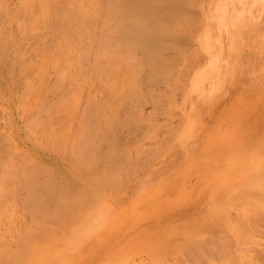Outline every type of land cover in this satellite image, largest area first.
Here are the masks:
<instances>
[{"label":"bare ground","instance_id":"bare-ground-1","mask_svg":"<svg viewBox=\"0 0 264 264\" xmlns=\"http://www.w3.org/2000/svg\"><path fill=\"white\" fill-rule=\"evenodd\" d=\"M189 1L102 0V5L98 0H20L12 8L0 0L3 18L10 21L11 25L14 22L16 27H22L21 30L18 28L19 40L12 41L11 33L0 26V73L4 74L8 83H11L14 66L21 69L17 70H20L19 74L21 71L32 74V82L29 80L31 74L23 78L24 91H18L20 96L17 95V98H21L19 102L17 100L19 107L24 106L30 111L33 109L38 114L29 117L28 122L25 121L26 133L34 142L45 145L49 151L59 155V159L55 158L54 162L43 164L28 150H19L11 131L3 135L4 138L2 136V140L6 139L9 145L10 152H7L10 155L0 161V264H114L120 255L138 251L146 252L148 257L154 255L153 252L170 253L175 256L172 258L177 264H212L206 253L208 250L202 249L193 236L197 225L205 229L212 228V221L217 216L221 217L217 225L221 240L237 244L239 228L220 210L225 203L240 204V210H244L250 198H254L253 201L257 203L262 202L263 194L252 183L241 186L237 193L240 196L238 199L236 193L234 197V193L231 194L226 187L219 186L218 190L208 191L211 181L189 189L184 186L181 188L180 183L177 186L159 187L152 196L145 199L139 197L142 193L139 185L133 190L135 197L131 199L122 201L119 193V190L128 186L129 177L135 174L134 168L137 170L144 167L158 153L155 147L147 151L146 157H141L143 144L140 138H154L157 123L144 119L139 113L131 116L138 103H142L138 74L143 67L148 69L151 73L149 75H157L159 71L169 72L168 68L165 70V64L169 66L171 63L162 64L164 70L158 63L164 62L166 54L171 55L167 51L176 49L177 53L179 50L178 42L183 35L181 25L189 20L181 13V5L189 4ZM20 15L26 17L24 21ZM100 17L105 23L114 20V25L113 28L103 27L102 35L92 49L93 61L88 74H95L90 75L92 78H80L79 73L88 67L86 65L84 68L85 64L81 62L84 59H79L81 51L85 54L84 49H87L84 46L86 42L83 45L82 42L91 36L90 27ZM27 37L42 43L40 47L41 44L35 46L32 39L33 44L30 45H34V59L28 58L25 55L27 50L22 49V42ZM200 38L198 34L197 39L201 44ZM4 39L7 43H15V60L6 56V52L12 56L13 51H7ZM77 47L83 48L79 56V53H74ZM137 52L141 53L140 57H137ZM46 64H51L57 70L54 71L57 72L54 82L47 81ZM73 72H78L79 78ZM160 73L158 75L164 76V73ZM156 75L154 78L150 76L153 78L150 82L163 78L157 79ZM94 78L103 80L100 87L105 91L100 93V89L101 96H88L86 101L91 106L82 108L84 111L79 116L81 118H78L77 129L71 127L74 134L69 133V121L76 117V107L81 98L77 93L80 89L76 86L80 87L79 81L90 83ZM172 88L168 92H172ZM171 92L167 95H171ZM124 103L127 107L130 105L131 108H128L132 111L126 119H121L117 111ZM91 107L94 111L90 110ZM135 110L138 111V108ZM128 116L132 119H128ZM57 121L61 123L59 128L54 125ZM73 122L77 123L76 118ZM73 122L70 124L75 126ZM134 125L145 128L141 137L130 134L133 137L127 138L126 135L122 140L119 139L123 127L128 126L130 133L131 129H135ZM67 144L70 145L69 150L63 151ZM239 150L225 167L227 179L233 175V163H236L241 175L239 177L242 178L257 160L259 165H264V145L259 140L250 141ZM18 156L25 160L24 163H19ZM129 166L133 169L129 170ZM126 170L129 172L125 174ZM120 171L124 172L125 177L129 176L126 179L123 177V182L120 181L123 175ZM55 180L59 188L54 186L53 190ZM20 188L23 194L19 193ZM198 189L203 193L199 198L201 207L197 213L187 209L186 203L195 196ZM74 195L81 198L80 208L70 203L69 198ZM17 201L24 203L23 209L27 208L28 217L32 218L31 221L28 218L30 222L22 220ZM174 203H179L181 208L173 209ZM170 217L175 221L173 228L167 223ZM230 244H224V248L218 252L225 264H248L246 249L236 245L232 248ZM181 253L186 255L187 258H184L187 261L180 257ZM148 261L149 264L153 262L149 258Z\"/></svg>","mask_w":264,"mask_h":264},{"label":"rangeland","instance_id":"rangeland-1","mask_svg":"<svg viewBox=\"0 0 264 264\" xmlns=\"http://www.w3.org/2000/svg\"><path fill=\"white\" fill-rule=\"evenodd\" d=\"M1 2L15 8L20 0H1ZM98 2L103 3L102 0H98ZM181 6V13L189 20L187 21L188 23L185 22V24L181 25L183 35L180 37L181 39L179 38L180 42H178L180 44L178 47L179 52L177 51L176 53V49L167 51L166 53H170L171 55L168 56L165 53L164 62L159 61L158 63L161 67L165 62L171 63L169 64L170 67L168 64H165V66L167 65L165 70L168 68L170 73L167 71L168 74L164 73V67H162L163 70L161 71H163L164 76L158 75L160 71L157 75H154H156L155 78L157 79L166 76V78H162L165 81L163 82L161 79V83L158 80V83L154 81L152 83L150 80L154 78V75H149L148 69L143 67L138 74L139 94L141 99L143 97L142 100L140 99L142 103L139 101L140 103L135 108H138V111L134 109L136 112H133L134 110H130L128 108L130 105L127 107L126 103L123 104L124 106L121 105L122 108L118 107L117 113L120 118L126 119L127 115L132 111L131 116L132 114L135 116L137 115L136 113H139L144 119H149L154 124L157 123V131L154 138H140V143L143 144L141 152L143 156L141 157H146L147 151L150 152L151 149L158 148V150L155 149L158 153L148 164L146 163L147 165H144L142 168L137 166L136 168H139L137 170L133 165L135 174L131 177L126 175L129 177L128 186L121 191L119 190L123 199L121 200L125 201L135 197L133 190H135L136 185L142 188V195L140 194L139 197L145 199L152 196L159 187L177 186L176 184L180 183L182 185L181 188L184 186L185 189H189L190 187L199 185V183H209L210 181L212 184L209 185L208 191H213L219 186L222 188L226 187L229 188L231 194L234 193V197L236 193L238 199L240 196L237 193L241 190V186L252 183V186L258 189L264 196V165H259V160L249 167V171L245 173L243 178L239 177L240 172L236 163H233V175L228 179L226 178L227 169L225 168L229 164L228 161L231 158L233 159L234 155L246 143L259 140L264 145V0H190L189 4L183 3ZM0 10L2 11V8ZM1 13L0 26L11 33L13 36L12 41L19 40V31L22 27H16L12 21L11 25L10 21L3 18V14ZM24 18L26 17L22 18L23 21L25 20ZM204 18L207 22L206 26H204ZM98 19V24L97 22L93 23L95 26L90 24L93 25L92 28L90 27L92 29L91 36L84 38V42H82V45L85 42L87 43H85L86 45L84 44L87 49L91 47L88 45L93 44V47L89 50L84 49L86 51L85 54H83L84 51H81L83 48L78 49L79 47H77L74 51L76 54L81 51L83 58L79 53L78 56L81 55L79 59H84L81 61L83 65L85 64L84 68L88 65L83 70L84 72L79 73L80 78H89L91 77L90 75L95 74L91 72L90 75L88 74L89 66L93 61L91 60L93 59L91 55L92 49L96 47L95 45H97L96 43H98L102 35L103 27L113 28L114 25V20L111 21L112 19L108 21L109 24L108 22L105 23L101 17L99 21ZM198 34L202 37L200 38L201 44L197 39ZM29 38L27 37L22 42V49L23 51L27 50L25 55H28V58L34 59L32 52L34 45L32 47L31 45L33 43L35 46L41 44L39 45L40 47L42 43L38 39L36 41L32 38L34 42L31 44L32 39L30 38V40ZM95 40L98 41L96 42ZM204 40L205 43H203ZM4 43H7L5 39ZM28 44L31 45L28 46ZM14 45V42L8 41L7 46H5L7 51H13L14 55L12 54V56L10 52H6L8 59L10 57L13 58L11 60H15ZM140 54L137 52V57H140ZM47 63L49 62L47 61ZM46 65L45 67L48 71L45 69L47 81L50 83L54 82L57 75V72H54L56 69L51 64ZM18 69L20 68L13 67L11 73L15 81H13V77L11 76L12 84L8 83L4 74L0 73V161L8 158L10 155L8 153L10 152L9 145L6 139L2 140V136L7 135L11 131L20 151L24 150L26 152L28 150L37 160L42 161L43 164H49L54 162L55 158L59 159V155L56 152L49 151L41 143L40 146L30 136H27L26 122L30 118L35 117L37 113L33 109L30 111L29 108L26 109L23 105L21 108L17 104L20 98H17V95L20 96L18 91L22 90L23 92L25 88V79L23 78L27 74H31L27 72L24 74L25 71L23 73L21 71L20 74L25 75L21 76L19 74L21 69L17 71ZM74 73L73 75L79 78L78 72ZM150 76L153 78H150ZM95 77L99 78V76ZM29 78L32 82L34 77L32 78L31 74ZM96 78L93 81L95 85L92 81L90 83L79 81L78 85L80 87L76 86L80 89L79 91L77 90V93L81 97L78 100V107H76V122L81 118L79 116L84 111L82 108H85L86 105H88L86 106L87 108L91 106L87 102L88 96H101L100 93L105 91L100 87L103 80L99 81ZM88 83L90 86L87 85ZM154 83L157 84L154 85ZM169 84L170 86L174 85V87H170ZM171 88L172 92L169 91L171 95H167L169 93L168 90ZM100 89L101 92L99 93ZM164 95H167L168 97H166L170 98V101ZM158 96L161 98L158 99ZM90 110L94 111V108L91 107ZM139 115L138 117H140ZM131 116H128V119ZM75 118L73 117L74 121ZM73 120L69 121V129L71 127L77 129L78 127L79 122L75 123ZM70 122H73L75 126H72ZM54 125L56 128H59L61 123L57 121ZM127 127L122 128V133L119 131V139L122 140L126 135L127 138L129 136L133 137L132 135L139 138L141 137L142 130L145 129L144 127L141 129V127L137 128L135 126V129L133 128L132 131L131 127V132L128 133ZM73 129H70L71 131L68 130V132H73L74 134ZM69 146L67 144L63 151L69 150ZM255 155L257 157V154ZM23 158L25 159L26 157L24 156ZM17 159L19 163H24L25 161L21 159V156H18ZM131 166H129V170H131ZM127 171L125 174L129 172ZM120 172L122 173L123 171ZM125 174L124 172V176L120 174L122 175L121 182H123L124 178H127ZM54 183L56 184L52 186L53 190L55 189L54 186L59 188L58 181L55 180ZM19 193H22L21 188L19 189ZM202 193V190L198 189L195 196L186 203V208L198 213L201 207L199 198ZM69 199L72 205L80 208V197L74 195ZM253 199H248L244 208V210L246 209L243 213L244 215H242L244 210H240V204L238 205L237 203L231 205L225 203L220 210L222 214H225L226 218L231 219L237 224L239 228L237 244H230L225 240H221V235L217 230L221 217H214L212 228L205 229L197 225L193 239L196 240L202 249L208 250L206 253L212 264H225L220 253H218L224 248V244L225 246L230 244L232 248L236 245L241 246L242 249H246L248 264H264V200L257 203ZM238 201L240 200H236L235 202ZM20 202L17 201V209L21 213L22 220L28 223L32 218L28 217L27 208L24 207L25 209H23L24 203ZM108 203L111 205V202L108 201ZM173 207V209H180L181 205L174 203ZM243 216L245 218L244 222H242ZM28 218L30 219L28 220ZM167 223L169 227H175V221L172 217L167 220ZM153 253L154 255H150V257L144 251L123 254L116 259L114 264H149L148 258L153 261L151 264H177L176 260L173 259L175 256L170 253ZM180 257L187 261L186 255L184 256L181 253Z\"/></svg>","mask_w":264,"mask_h":264}]
</instances>
